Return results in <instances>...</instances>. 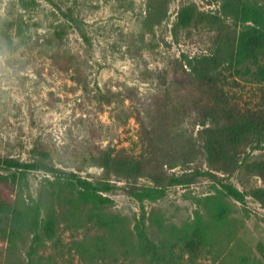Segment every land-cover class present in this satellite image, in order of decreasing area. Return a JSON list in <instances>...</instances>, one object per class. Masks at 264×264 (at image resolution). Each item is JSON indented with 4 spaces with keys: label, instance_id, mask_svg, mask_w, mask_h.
Here are the masks:
<instances>
[{
    "label": "rangeland",
    "instance_id": "obj_1",
    "mask_svg": "<svg viewBox=\"0 0 264 264\" xmlns=\"http://www.w3.org/2000/svg\"><path fill=\"white\" fill-rule=\"evenodd\" d=\"M68 7L77 23L63 14ZM186 7L194 17L181 26ZM244 29L264 33V0H0V156L31 160L47 149L57 167L111 199L84 203L44 170L1 184L7 200L34 197L55 214L56 235L39 248L44 264H149L125 251L143 213L149 236L180 264H264V202L254 195L264 189V133L228 140L215 158L205 148L234 135V108L264 115V43L238 54ZM71 54L69 66L62 59ZM196 57L216 63V87L190 78L187 60ZM198 102L215 116L198 118ZM105 146L142 159L146 171L129 178L102 167L90 152ZM11 171L0 163V174ZM129 181L165 194L141 200ZM100 211L117 217L114 232L91 216ZM197 224L206 243L190 250ZM31 239L13 245L0 236V264H26Z\"/></svg>",
    "mask_w": 264,
    "mask_h": 264
},
{
    "label": "trees",
    "instance_id": "obj_2",
    "mask_svg": "<svg viewBox=\"0 0 264 264\" xmlns=\"http://www.w3.org/2000/svg\"><path fill=\"white\" fill-rule=\"evenodd\" d=\"M63 12V11H62ZM65 14L71 21H75L73 9L68 7ZM194 17V11L191 7H186L180 11L178 16V24L181 26H188ZM259 23L260 21H256ZM255 29V28H254ZM62 33L59 36L60 41H64L65 29L61 30ZM85 43H90L88 34L79 29ZM251 36V37H250ZM264 43V33L260 30L250 35L249 29H244L240 32L237 42V53L243 54L247 49L248 44L262 45ZM71 54L64 60L65 64L72 66L75 64ZM188 65L190 66L187 72L192 79L200 78L205 80L210 88L217 86L215 79L211 76L212 69L216 68V63L213 65L208 61L206 57H200L195 59H188ZM77 74V73H76ZM80 80V76L75 77ZM218 93V92H217ZM221 96V94L219 95ZM223 96V95H222ZM221 96V97H222ZM214 97L219 98L217 95ZM199 103V102H198ZM200 108L196 106V114L198 118L214 117V112L207 105L199 103ZM236 114L227 116L230 120L231 126L229 130H233L236 138L229 135L226 136L227 140L222 137L211 138L207 141L205 148L211 157H216L217 152L227 150L225 145L228 142L235 143L239 139L244 138L251 130H258L264 133V115L258 111L256 113L241 112L236 109ZM230 112V111H229ZM224 134V133H223ZM217 144V146H215ZM111 147H103L96 152H90L93 159L98 162L102 167L107 168L109 171L116 172L118 174L125 175L126 177H135L146 171V163L141 160H127L119 157ZM36 157L31 160H22L14 157L0 156V163L6 168L14 169L9 174H0V236L3 239L8 240L11 244H15L18 239L23 238L26 233L32 234V239L28 251V257L26 264H44L43 255L39 253V248L43 245V239H52L56 235L57 220L55 214L50 211H45L40 200L34 197H30V201L21 199L7 200L4 195V189L1 184L6 183H20L23 184L26 180L27 172L30 170H44L52 173L58 181L64 183L66 186L72 188L78 195L79 199L84 203H92L95 206L102 207L106 205L111 199L107 196L100 194L99 185L94 184L89 179L83 178L74 171H66L60 167H57L51 161V154L47 149L38 148L34 150ZM181 179H172L171 183L176 181L180 182ZM227 192L233 195L238 200H244V194L241 190L233 185H226ZM126 190L129 194L144 198H158L165 194V187L163 186H141L135 183L128 182ZM254 195L264 202V189H256ZM96 222L101 226H104L111 231H115L118 227L117 217H108L104 212H96L91 215ZM147 225L145 221V213L137 220L135 224V232L137 237V243L126 248L127 254H133L135 258H141L147 260L149 264H180L178 261L171 258L170 252L172 247H165L160 241H155L149 236L147 232ZM196 239H187L185 245L190 250H196L201 248L206 243L204 231L201 225L197 224L193 230Z\"/></svg>",
    "mask_w": 264,
    "mask_h": 264
}]
</instances>
